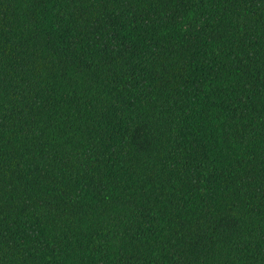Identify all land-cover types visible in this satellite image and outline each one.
<instances>
[{
  "label": "trees",
  "instance_id": "16d2710c",
  "mask_svg": "<svg viewBox=\"0 0 264 264\" xmlns=\"http://www.w3.org/2000/svg\"><path fill=\"white\" fill-rule=\"evenodd\" d=\"M0 264H264V0H0Z\"/></svg>",
  "mask_w": 264,
  "mask_h": 264
}]
</instances>
